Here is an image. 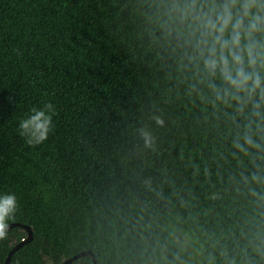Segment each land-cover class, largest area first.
I'll return each mask as SVG.
<instances>
[{
    "label": "trees",
    "instance_id": "obj_1",
    "mask_svg": "<svg viewBox=\"0 0 264 264\" xmlns=\"http://www.w3.org/2000/svg\"><path fill=\"white\" fill-rule=\"evenodd\" d=\"M157 2L0 0V194L32 229L9 264H264V107L213 103ZM46 103L54 130L29 146L19 122ZM25 236L8 229L0 264Z\"/></svg>",
    "mask_w": 264,
    "mask_h": 264
},
{
    "label": "clouds",
    "instance_id": "obj_2",
    "mask_svg": "<svg viewBox=\"0 0 264 264\" xmlns=\"http://www.w3.org/2000/svg\"><path fill=\"white\" fill-rule=\"evenodd\" d=\"M157 20L166 34H175L197 84L207 88L213 103H235L237 111L251 104L252 112L260 115L264 107V0H158ZM54 115V105L46 103L20 120L19 135L27 145L37 146L48 139ZM155 122L163 125L160 118ZM138 133L146 148L154 146L156 137L150 129L141 127ZM254 135L251 125H246L233 147L245 154L249 148L259 149ZM251 179L260 181L256 174ZM18 210L15 194H0V240L7 237L8 221Z\"/></svg>",
    "mask_w": 264,
    "mask_h": 264
},
{
    "label": "water",
    "instance_id": "obj_3",
    "mask_svg": "<svg viewBox=\"0 0 264 264\" xmlns=\"http://www.w3.org/2000/svg\"><path fill=\"white\" fill-rule=\"evenodd\" d=\"M8 229L13 227V226H22L25 230H26V236L23 237L22 239L16 241L7 251L4 260H3V264H9L10 259L12 254L19 249L24 243H26L27 241H29L32 238V229L31 227L26 224V223H22V222H18V221H11L8 222ZM81 255H89L92 259V264H96V259L95 256L93 254V252L90 249H81L75 253H73L72 255L62 259L61 261H59L56 264H68L71 261H73L74 259L78 258ZM135 264H150V263H145V262H137Z\"/></svg>",
    "mask_w": 264,
    "mask_h": 264
}]
</instances>
